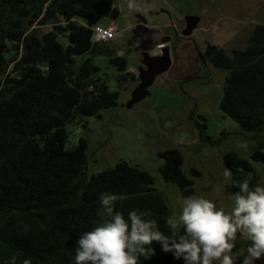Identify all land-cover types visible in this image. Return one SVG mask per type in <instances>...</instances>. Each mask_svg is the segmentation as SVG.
Instances as JSON below:
<instances>
[{
    "label": "trees",
    "instance_id": "16d2710c",
    "mask_svg": "<svg viewBox=\"0 0 264 264\" xmlns=\"http://www.w3.org/2000/svg\"><path fill=\"white\" fill-rule=\"evenodd\" d=\"M118 13L112 0H0V264L25 259L74 264L76 241L105 219L99 204L104 192L125 197L116 202V211L150 212L149 218L169 234L168 207L147 172L120 162L88 176L87 141L81 136L68 147V125L117 106V92L93 78L98 69L90 59L74 57L73 46L88 28ZM56 20L64 23L65 33L39 31ZM201 60L226 72L219 103L223 116L244 134L263 132L264 24L254 27L245 49L227 54L208 45ZM115 63L125 70L123 58L110 60ZM196 126L199 136L212 143L205 125ZM159 157L162 180L175 185L183 198L195 195L179 151ZM251 160L264 163L262 143ZM223 163L232 173L226 186L231 195L238 191L232 181L257 185L255 177H247L253 171L248 160L229 152ZM152 247L155 255L141 257L140 264H183L159 244Z\"/></svg>",
    "mask_w": 264,
    "mask_h": 264
},
{
    "label": "rangeland",
    "instance_id": "374dc122",
    "mask_svg": "<svg viewBox=\"0 0 264 264\" xmlns=\"http://www.w3.org/2000/svg\"><path fill=\"white\" fill-rule=\"evenodd\" d=\"M112 1L118 16L105 18L100 25L113 26L114 38L105 44L92 43L83 56L98 69L93 78L117 92V106L103 110L99 117H86L68 125V147L76 144L85 129L87 175L112 169L120 162L143 170L153 178V188L165 200L169 215L179 213L183 197L175 185L162 180L163 160L159 155L176 149L183 158L182 172L192 181L195 195L230 212L233 200L226 186L231 178L224 176L223 156L234 152L248 160L253 171L247 177H255L257 185L264 186V163L251 160L258 142L264 145V131L244 134L223 116L219 103L226 72L203 63L200 56L208 45L227 54L245 49L254 27L264 24V0H144L151 5L146 13L130 11L128 0ZM191 13L201 22L188 38H183V19ZM137 15L146 19L148 27L177 36L168 44L171 67L156 77L145 99L127 109L125 105L139 84L141 67L140 53L128 46ZM49 30V25L39 29L41 33ZM59 42L67 45L65 37ZM116 58L125 60V70L110 64ZM196 124L205 125V136L212 143L199 136ZM245 142L246 149L238 147ZM248 243L243 237L237 240L235 251L239 256H243ZM256 264H264V260Z\"/></svg>",
    "mask_w": 264,
    "mask_h": 264
},
{
    "label": "clouds",
    "instance_id": "9594fccd",
    "mask_svg": "<svg viewBox=\"0 0 264 264\" xmlns=\"http://www.w3.org/2000/svg\"><path fill=\"white\" fill-rule=\"evenodd\" d=\"M127 8L146 13L151 5L128 0ZM238 147L246 149L247 142ZM224 176L231 178V171L226 168ZM232 186L238 191L230 212L204 196L184 197L179 213L166 218L167 235L150 212L132 209L125 215L116 211V202L125 197L104 192L99 204L105 219L76 241L74 264H140L141 257L155 255L154 243L183 264H256L264 260V186L248 180L232 181ZM240 237L249 242L242 257L235 251Z\"/></svg>",
    "mask_w": 264,
    "mask_h": 264
},
{
    "label": "water",
    "instance_id": "95a60500",
    "mask_svg": "<svg viewBox=\"0 0 264 264\" xmlns=\"http://www.w3.org/2000/svg\"><path fill=\"white\" fill-rule=\"evenodd\" d=\"M137 23L132 30V37L128 41V46L133 47L135 51L140 53L141 67L138 71L139 84L131 93L130 100L125 107L132 108L149 95V88L153 85L157 76L165 73L172 65L170 57L169 42L171 37L156 28L147 26V21L141 15L136 16ZM185 27L181 30L180 35L183 38H188L196 28L198 18L196 16H186L184 18ZM52 31L58 35L65 33L66 29L62 26L60 20L54 21ZM91 29L88 28L79 42L73 46V56L81 57L91 49ZM157 45H163L158 55H151V52ZM134 81L135 77H131ZM84 129L82 138L86 140L87 133Z\"/></svg>",
    "mask_w": 264,
    "mask_h": 264
},
{
    "label": "built area",
    "instance_id": "2783aa9c",
    "mask_svg": "<svg viewBox=\"0 0 264 264\" xmlns=\"http://www.w3.org/2000/svg\"><path fill=\"white\" fill-rule=\"evenodd\" d=\"M51 26L52 25H49L50 29ZM34 27L35 26H33L32 28ZM90 29H91V37H90L91 43L105 44L114 38L115 29L113 28V26L105 27L99 24L90 27ZM162 47L163 45H157L155 47V49L152 51L154 56L160 53Z\"/></svg>",
    "mask_w": 264,
    "mask_h": 264
},
{
    "label": "flooded vegetation",
    "instance_id": "af4514ba",
    "mask_svg": "<svg viewBox=\"0 0 264 264\" xmlns=\"http://www.w3.org/2000/svg\"><path fill=\"white\" fill-rule=\"evenodd\" d=\"M190 16H196L197 18H198V23H197V26H198V24L201 22L200 21V18L197 16V15H195V14H189ZM183 21H184V19H183ZM197 26H196V28H197ZM184 27H185V21H184ZM196 28L194 29V30H196ZM193 30V31H194ZM181 32V31H180ZM170 37H171V40L173 39V38H175L176 36H177V33H175L174 35H173V37L171 36V35H169ZM171 42V41H170ZM201 57V56H200ZM203 63H205V62H203Z\"/></svg>",
    "mask_w": 264,
    "mask_h": 264
},
{
    "label": "crops",
    "instance_id": "0c3cea01",
    "mask_svg": "<svg viewBox=\"0 0 264 264\" xmlns=\"http://www.w3.org/2000/svg\"><path fill=\"white\" fill-rule=\"evenodd\" d=\"M150 28H152V27H150Z\"/></svg>",
    "mask_w": 264,
    "mask_h": 264
}]
</instances>
